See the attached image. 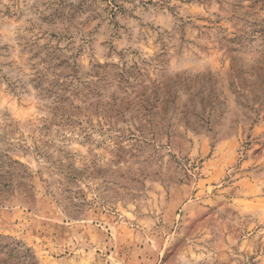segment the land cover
Wrapping results in <instances>:
<instances>
[{
	"label": "rangeland",
	"instance_id": "rangeland-1",
	"mask_svg": "<svg viewBox=\"0 0 264 264\" xmlns=\"http://www.w3.org/2000/svg\"><path fill=\"white\" fill-rule=\"evenodd\" d=\"M0 264H264V0H0Z\"/></svg>",
	"mask_w": 264,
	"mask_h": 264
}]
</instances>
